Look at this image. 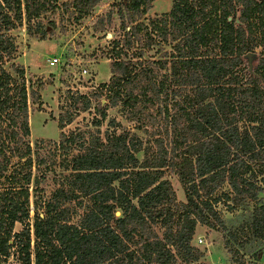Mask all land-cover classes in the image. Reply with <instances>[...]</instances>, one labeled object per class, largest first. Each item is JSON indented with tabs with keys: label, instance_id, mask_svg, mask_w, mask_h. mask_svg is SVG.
<instances>
[{
	"label": "trees",
	"instance_id": "obj_1",
	"mask_svg": "<svg viewBox=\"0 0 264 264\" xmlns=\"http://www.w3.org/2000/svg\"><path fill=\"white\" fill-rule=\"evenodd\" d=\"M83 1L91 8L101 0ZM153 1L117 2L96 21L104 30L119 20L121 30L104 53L111 76L95 93L105 94L97 110L104 117L110 107L127 109L147 145L129 130L104 140L62 134L64 152L76 143L80 150L63 163L70 172L30 226L26 139L29 104L39 102L42 83L31 85L14 62L7 31L24 19L29 35L44 38L50 27L31 24L48 3L0 0V183L9 181L0 190V257L15 248L23 264L194 262L197 225H223L221 200L231 212L248 208L242 225L226 228L237 245L264 240V0H173L166 15L146 24L140 18ZM156 45L159 56L146 58ZM12 156L20 162L7 175ZM172 164L186 186L183 202L168 178ZM72 201L84 208L75 222Z\"/></svg>",
	"mask_w": 264,
	"mask_h": 264
},
{
	"label": "rangeland",
	"instance_id": "obj_2",
	"mask_svg": "<svg viewBox=\"0 0 264 264\" xmlns=\"http://www.w3.org/2000/svg\"><path fill=\"white\" fill-rule=\"evenodd\" d=\"M124 1L101 0L91 8H84L83 0H47L46 10L39 18L33 19L31 24L36 26L39 21L42 25L50 27L44 38L38 34L29 35L24 19L21 24H16L7 31L14 37L17 46L14 62L24 67L26 78L31 85L36 87L38 82L42 83L39 102L29 104L30 135L26 139L31 147L32 159L28 189L30 226L34 212L37 210L42 213L45 201L64 183L63 175L70 172L64 168L63 163L80 150L79 144L76 143L70 151L64 152L59 146L62 134L81 135L85 140L91 136H99L104 140L106 135L112 132L129 130L142 139L144 146L147 145V133L135 126L136 122L130 118L127 109L121 105L110 107L105 110L104 117L100 114L101 110H97L98 102L105 94L96 97L95 93L99 85L107 82L111 76V59L104 53L111 38L118 36L121 30L118 29L119 20L114 21L115 28L104 30L96 28V21L100 15L114 7L115 3ZM172 4L173 0H154L140 21L147 24L151 20H158L170 11ZM164 48L170 49L167 45ZM159 49L160 46L156 45L147 50L144 56L157 58ZM255 51L258 53L260 48ZM52 59L56 60L51 65ZM82 95L89 100V106L85 109L82 108L86 102ZM96 121L100 123L96 124ZM137 156L142 158V151L138 152ZM38 159H43L45 163L38 164ZM17 162L20 160L12 156L7 175L16 167ZM168 178L175 191L176 200L185 201L186 186L175 164L170 167ZM8 185V180L1 181L0 190ZM225 189L226 186L217 193ZM259 198L260 201L264 200L262 193ZM70 205L75 210L72 214V221L75 222L84 208L79 206L77 201H72ZM248 207L250 208V204ZM216 208L222 216L223 225L217 224V229L197 225L192 243L201 252L198 260L190 263L178 260L172 264H264V240L253 248L240 247L226 230L236 229L247 219L249 211L246 205L231 212L227 209L226 202L221 200ZM21 228L22 225L16 223L14 231L19 232ZM11 239L14 240V237ZM225 239L230 240L242 263L234 261L235 258L229 250L231 246ZM0 264L23 263L14 248L9 257H0Z\"/></svg>",
	"mask_w": 264,
	"mask_h": 264
},
{
	"label": "built area",
	"instance_id": "obj_3",
	"mask_svg": "<svg viewBox=\"0 0 264 264\" xmlns=\"http://www.w3.org/2000/svg\"><path fill=\"white\" fill-rule=\"evenodd\" d=\"M55 60H56V59H52V60L50 61V64H51V65L54 64ZM199 240H200V239H199Z\"/></svg>",
	"mask_w": 264,
	"mask_h": 264
},
{
	"label": "water",
	"instance_id": "obj_4",
	"mask_svg": "<svg viewBox=\"0 0 264 264\" xmlns=\"http://www.w3.org/2000/svg\"><path fill=\"white\" fill-rule=\"evenodd\" d=\"M116 215H119V212H116Z\"/></svg>",
	"mask_w": 264,
	"mask_h": 264
}]
</instances>
